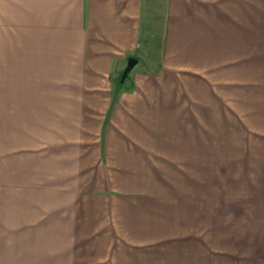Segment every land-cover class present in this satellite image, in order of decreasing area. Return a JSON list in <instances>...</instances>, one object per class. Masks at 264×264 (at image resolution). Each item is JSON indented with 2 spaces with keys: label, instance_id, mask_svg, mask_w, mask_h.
Instances as JSON below:
<instances>
[{
  "label": "crops",
  "instance_id": "1",
  "mask_svg": "<svg viewBox=\"0 0 264 264\" xmlns=\"http://www.w3.org/2000/svg\"><path fill=\"white\" fill-rule=\"evenodd\" d=\"M252 1L0 0V264H264Z\"/></svg>",
  "mask_w": 264,
  "mask_h": 264
},
{
  "label": "rangeland",
  "instance_id": "2",
  "mask_svg": "<svg viewBox=\"0 0 264 264\" xmlns=\"http://www.w3.org/2000/svg\"><path fill=\"white\" fill-rule=\"evenodd\" d=\"M253 12H256L253 15V23H252V44H253V49H252V59H253V64L256 62H259V60L263 61V0H253ZM1 39H10V36L7 37H0ZM9 42V41H7ZM6 45L0 42V239L3 238L4 232L5 237L6 236H13V233H17L15 236L18 237L19 235V230L22 227L28 228V230L25 231H35V226H21L16 223L17 219L19 217L25 219V217L29 216H36L37 212H35V209L33 208H28L23 210V214L19 215L17 218H14L15 214L14 212L6 213L5 211V205H4V200L2 197H4V170H3V152H4V116L5 112L3 111L5 109L4 107V98L1 96L4 93V64L3 63V57L7 55ZM254 67V66H253ZM254 84V82H253ZM258 84H255L254 86L256 87ZM10 216V217H9ZM26 221V220H25ZM29 221V220H28ZM21 232V231H20ZM4 244L10 245V246H15L16 248L19 249V241H10V240H0V261L2 257V253L5 252L4 250L10 249L7 247H4Z\"/></svg>",
  "mask_w": 264,
  "mask_h": 264
},
{
  "label": "trees",
  "instance_id": "3",
  "mask_svg": "<svg viewBox=\"0 0 264 264\" xmlns=\"http://www.w3.org/2000/svg\"><path fill=\"white\" fill-rule=\"evenodd\" d=\"M134 59V58H131ZM134 67V66H133ZM132 66H129L127 68H125L123 71L119 72L116 76V85H117V89L120 90L122 88H126L129 85L128 84V79H129V75L132 71Z\"/></svg>",
  "mask_w": 264,
  "mask_h": 264
}]
</instances>
